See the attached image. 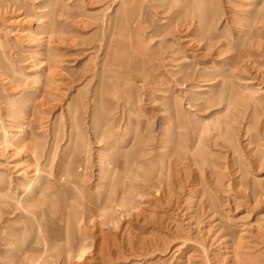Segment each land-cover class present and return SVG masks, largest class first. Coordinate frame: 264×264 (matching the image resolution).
Here are the masks:
<instances>
[{
    "label": "rangeland",
    "instance_id": "obj_1",
    "mask_svg": "<svg viewBox=\"0 0 264 264\" xmlns=\"http://www.w3.org/2000/svg\"><path fill=\"white\" fill-rule=\"evenodd\" d=\"M0 264H264V0H0Z\"/></svg>",
    "mask_w": 264,
    "mask_h": 264
}]
</instances>
